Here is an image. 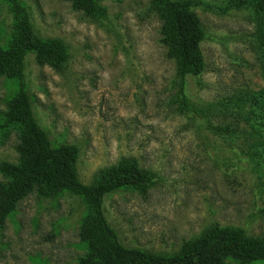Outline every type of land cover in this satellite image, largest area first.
Listing matches in <instances>:
<instances>
[{
	"label": "rangeland",
	"instance_id": "rangeland-1",
	"mask_svg": "<svg viewBox=\"0 0 264 264\" xmlns=\"http://www.w3.org/2000/svg\"><path fill=\"white\" fill-rule=\"evenodd\" d=\"M97 1L106 10L101 20L66 0H21L36 33L60 39L68 57L54 70L28 54L25 80L39 126L53 143L78 148L84 184L124 159L151 173L146 192L119 189L104 198L120 242L174 254L213 226L262 235L264 128L256 107L230 102L264 90V33L253 9L236 8L233 0H189L205 32V68L188 80L200 112L186 115L150 0ZM11 25L0 1L2 46ZM14 91L0 78V113ZM16 144L13 133L0 136V164L17 161ZM84 212L72 194L31 193L0 229V264H76L85 252L78 236Z\"/></svg>",
	"mask_w": 264,
	"mask_h": 264
},
{
	"label": "trees",
	"instance_id": "trees-1",
	"mask_svg": "<svg viewBox=\"0 0 264 264\" xmlns=\"http://www.w3.org/2000/svg\"><path fill=\"white\" fill-rule=\"evenodd\" d=\"M12 16L11 31L0 45V78L13 83L15 91L0 113V136L14 134L17 139L15 163L0 164V229L15 212L17 204L35 192L42 198L64 193L80 198L85 205L78 236L85 247L76 264H237L264 263V233L248 236L244 229L213 226L196 239L183 244L174 254H153L124 246L110 226L104 212V198L119 189L146 192L151 173L137 161L124 159L100 168L92 181L84 184L78 174L79 150L69 144H55L36 121L28 84L25 60L32 54L39 66L61 70L67 62L65 44L57 38H43L33 28L29 11L21 0H0ZM71 8L94 20L106 17L97 0H66ZM236 8L253 9L264 33V0H233ZM149 11L160 23L161 43L166 56L174 62V83L179 104L186 115L200 112L188 93V80H198L205 63L200 44L205 32L189 0H150ZM198 83V81H197ZM200 84V83H198ZM238 106L247 102L256 107L264 128V90L230 100Z\"/></svg>",
	"mask_w": 264,
	"mask_h": 264
}]
</instances>
